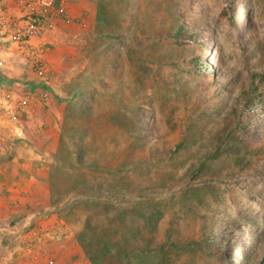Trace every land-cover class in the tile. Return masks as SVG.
I'll return each instance as SVG.
<instances>
[{
    "label": "rangeland",
    "instance_id": "374dc122",
    "mask_svg": "<svg viewBox=\"0 0 264 264\" xmlns=\"http://www.w3.org/2000/svg\"><path fill=\"white\" fill-rule=\"evenodd\" d=\"M63 22L49 170L76 242L96 255L107 233L130 264H264V0H100L86 27Z\"/></svg>",
    "mask_w": 264,
    "mask_h": 264
},
{
    "label": "crops",
    "instance_id": "0c3cea01",
    "mask_svg": "<svg viewBox=\"0 0 264 264\" xmlns=\"http://www.w3.org/2000/svg\"><path fill=\"white\" fill-rule=\"evenodd\" d=\"M99 2L69 0L67 12L86 27ZM63 21L58 20L43 38L46 44H53L59 26H65ZM5 45L0 41L4 51L0 88L20 90L35 77L27 54ZM48 94L45 103L32 102L20 123L0 121L4 135L0 142V264H86L76 232L66 226L60 215L62 204L54 197L49 169L66 117L65 105L58 100L60 92L52 88Z\"/></svg>",
    "mask_w": 264,
    "mask_h": 264
},
{
    "label": "built area",
    "instance_id": "2783aa9c",
    "mask_svg": "<svg viewBox=\"0 0 264 264\" xmlns=\"http://www.w3.org/2000/svg\"><path fill=\"white\" fill-rule=\"evenodd\" d=\"M69 0H0V41L7 42L20 53H26L29 67L35 77L20 90L0 88V121L20 123L32 102L45 103L52 70L45 58L43 38L58 20L70 19ZM36 41V42H33ZM0 48V67L3 65ZM34 99V100H33ZM1 142V138H0Z\"/></svg>",
    "mask_w": 264,
    "mask_h": 264
},
{
    "label": "trees",
    "instance_id": "16d2710c",
    "mask_svg": "<svg viewBox=\"0 0 264 264\" xmlns=\"http://www.w3.org/2000/svg\"><path fill=\"white\" fill-rule=\"evenodd\" d=\"M200 65H204L199 62ZM80 96L79 92L73 93L72 98H77ZM248 109H253L251 106L248 107ZM215 153V152H214ZM217 155V153H215ZM216 155L208 156V158H213ZM197 194V193H196ZM97 194H89L86 195L85 198L88 200L91 197ZM100 195V194H99ZM102 235L104 238H101V247L98 250V254H89L86 249V244H83L81 247L84 250V252L89 257L91 264H130V258L134 254V251H127V250H117L113 251L110 248L111 243L113 242L109 239L107 233H103L102 231L99 232V236Z\"/></svg>",
    "mask_w": 264,
    "mask_h": 264
}]
</instances>
